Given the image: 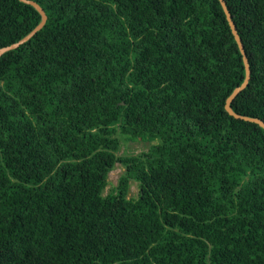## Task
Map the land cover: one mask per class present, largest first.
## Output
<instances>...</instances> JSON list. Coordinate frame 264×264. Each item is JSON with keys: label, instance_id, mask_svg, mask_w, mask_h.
Returning <instances> with one entry per match:
<instances>
[{"label": "trees", "instance_id": "16d2710c", "mask_svg": "<svg viewBox=\"0 0 264 264\" xmlns=\"http://www.w3.org/2000/svg\"><path fill=\"white\" fill-rule=\"evenodd\" d=\"M34 1L0 55V264H264V128L226 110L221 1ZM225 2L251 68L231 106L264 121V0ZM41 20L0 0V48Z\"/></svg>", "mask_w": 264, "mask_h": 264}, {"label": "water", "instance_id": "95a60500", "mask_svg": "<svg viewBox=\"0 0 264 264\" xmlns=\"http://www.w3.org/2000/svg\"><path fill=\"white\" fill-rule=\"evenodd\" d=\"M21 1H24L26 3H30L33 6H35L38 9V11L41 13L42 20L28 35H26L24 38H22L18 42L12 43V44H10L8 46L1 47L0 48V55L3 54L4 52H6L7 50L15 48L18 45H20L21 43L26 42L27 40H29L39 29H41L44 26V24L47 21L46 12L44 11V9L36 1H34V0H21ZM220 1H221V4H222L223 8H224V11L226 12V16H227V19H228L229 24L231 26L232 32L234 34V37H235V39H236V41H237V43L239 45V48H240V50L242 52L243 60H244L245 68H246V74H245V78H244L243 82L232 91V93L228 96V98L226 100V104H225L226 110L230 114L234 115L235 117H240V118H243V119H246V120H249V121L256 122V123H258L260 126H262L264 128V121L261 118L238 114L237 112H235L233 110V108L231 106L232 101L239 94V92L241 90H243L248 85L249 80H250V76H251V68H250L249 60H248V57H247V54H246V51H245V48H244V44H243L242 39H241V37H240V35L238 33L237 27H236V25H235V23H234V21L232 19V15H231V13H230L227 5H226V2H225V0H220Z\"/></svg>", "mask_w": 264, "mask_h": 264}, {"label": "rangeland", "instance_id": "374dc122", "mask_svg": "<svg viewBox=\"0 0 264 264\" xmlns=\"http://www.w3.org/2000/svg\"><path fill=\"white\" fill-rule=\"evenodd\" d=\"M119 136L121 140V147L118 152L119 154H128V155L139 154L142 151L148 150L149 147L155 142V141H152V142L144 141L141 139L129 140V139H125V137L121 134H119ZM124 170H125V167L122 164L117 163L114 169L110 171L109 176H108L109 183L106 186L105 191H104L105 194L108 193L113 186L117 185L119 178L121 174L124 172ZM138 191H139L138 182L131 180L128 196L136 197L138 194Z\"/></svg>", "mask_w": 264, "mask_h": 264}]
</instances>
